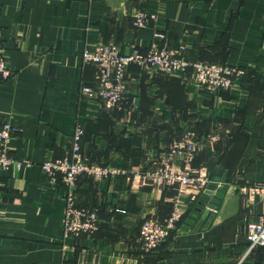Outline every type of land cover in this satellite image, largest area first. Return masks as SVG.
Segmentation results:
<instances>
[{
  "label": "crops",
  "instance_id": "obj_1",
  "mask_svg": "<svg viewBox=\"0 0 264 264\" xmlns=\"http://www.w3.org/2000/svg\"><path fill=\"white\" fill-rule=\"evenodd\" d=\"M141 9L157 14L149 27L133 25ZM0 31L13 71L0 84V124L17 127L10 156L20 163L0 167V264H264V245L249 251L246 231L264 213V0H0ZM154 42L247 72L213 89L191 68L132 64L121 107L83 93L99 88L85 50L116 43L145 53ZM77 126L83 157L120 172L77 178V201L98 212L99 228L65 237L68 186L42 162L70 152ZM187 130L204 143L193 165L218 186L205 202L207 188L132 177L155 169ZM174 214L170 236L147 250L144 219Z\"/></svg>",
  "mask_w": 264,
  "mask_h": 264
},
{
  "label": "built area",
  "instance_id": "obj_2",
  "mask_svg": "<svg viewBox=\"0 0 264 264\" xmlns=\"http://www.w3.org/2000/svg\"><path fill=\"white\" fill-rule=\"evenodd\" d=\"M157 14L141 9L133 14V25L146 28L156 21ZM157 36L163 35L157 33ZM186 47L160 45L158 42L147 52L133 49L124 53L116 43H102L93 50L83 52L84 59L97 65L99 72L97 79L99 88L94 85H84L83 93L87 96H97L106 107L112 109L121 107L125 101V73L132 64L154 72H177L192 69L197 80L209 88L229 89L241 79L247 70L240 65L219 64L206 60L190 59L186 54ZM13 74L9 66L6 48L0 31V84L8 80ZM17 132V127L10 120L0 124V167L6 169L13 164H20L10 156L11 139ZM85 130L77 126L72 133L70 152L64 157L49 158L42 162V168L52 179L59 175L68 186L65 196V211L62 225L65 237H78L92 234L99 228L100 218L95 209L85 208L79 204L76 195L77 178L87 174L95 178H107L119 173L118 169L110 165H101L87 161L82 153V139ZM204 143L195 130H187L168 149L161 153L155 169L137 171L133 179L143 183L152 182L156 185L180 184L195 187L204 191L212 182L205 168L195 167L194 161L203 150ZM177 215L174 214L161 222L156 217H147L141 226V239L147 250H156L159 245L170 236L176 227ZM247 239L249 251L264 245V213L248 223Z\"/></svg>",
  "mask_w": 264,
  "mask_h": 264
},
{
  "label": "water",
  "instance_id": "obj_3",
  "mask_svg": "<svg viewBox=\"0 0 264 264\" xmlns=\"http://www.w3.org/2000/svg\"><path fill=\"white\" fill-rule=\"evenodd\" d=\"M227 179L224 178L222 181L225 182ZM218 186L215 184H209L207 189L205 190V194L202 196L203 202L210 199V195L213 194L214 190L217 189ZM221 190H225L224 186L220 187ZM218 196H222V193H216Z\"/></svg>",
  "mask_w": 264,
  "mask_h": 264
}]
</instances>
